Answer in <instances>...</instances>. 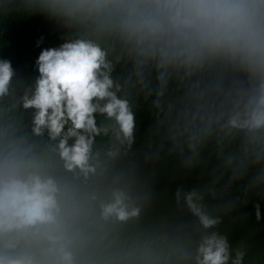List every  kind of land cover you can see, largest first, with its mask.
<instances>
[{
    "label": "clouds",
    "instance_id": "1",
    "mask_svg": "<svg viewBox=\"0 0 264 264\" xmlns=\"http://www.w3.org/2000/svg\"><path fill=\"white\" fill-rule=\"evenodd\" d=\"M14 10L63 42L31 81L0 58V264H264L222 227L264 219V0Z\"/></svg>",
    "mask_w": 264,
    "mask_h": 264
},
{
    "label": "trees",
    "instance_id": "2",
    "mask_svg": "<svg viewBox=\"0 0 264 264\" xmlns=\"http://www.w3.org/2000/svg\"><path fill=\"white\" fill-rule=\"evenodd\" d=\"M41 38L43 42L38 48L36 42ZM62 42V30L38 13L28 15L15 10L0 13V58L10 60L17 75L25 82L34 80L37 75L34 63L40 50L56 47ZM137 122V135L142 139L149 123L143 108L138 112ZM158 186H168L166 175H161ZM222 227L232 233L234 239L247 236L255 248L264 251V219L260 223L255 221L251 205L241 208L238 217L226 219Z\"/></svg>",
    "mask_w": 264,
    "mask_h": 264
}]
</instances>
